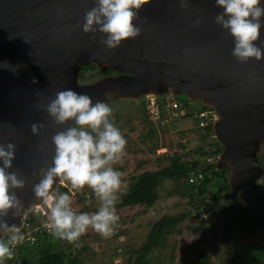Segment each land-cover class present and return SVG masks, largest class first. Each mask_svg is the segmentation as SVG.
<instances>
[{"label":"water","instance_id":"obj_1","mask_svg":"<svg viewBox=\"0 0 264 264\" xmlns=\"http://www.w3.org/2000/svg\"><path fill=\"white\" fill-rule=\"evenodd\" d=\"M93 6L94 0H0V144L16 145L11 171L25 180L14 191L26 213L13 218L10 210L0 219L21 229L42 204L32 185L51 162L52 135L68 126L53 123L44 106L66 88L93 102L182 95L213 111L212 134L222 149L215 168L229 172L227 194L253 191L264 174L257 158L264 144V58L240 63L231 55L232 37L213 19L221 11L215 0H188L184 8L179 0H148L134 22L140 35L115 49L99 43V32L79 27ZM89 64L115 75L81 85L80 69ZM33 123L43 125L37 135Z\"/></svg>","mask_w":264,"mask_h":264},{"label":"clouds","instance_id":"obj_2","mask_svg":"<svg viewBox=\"0 0 264 264\" xmlns=\"http://www.w3.org/2000/svg\"><path fill=\"white\" fill-rule=\"evenodd\" d=\"M147 2L94 0V6L85 12L79 27L85 34L99 32L102 35L99 43L115 49L123 41L140 35L141 29L134 22ZM179 5L187 7L188 0H179ZM215 6L221 11L214 16V22L232 37L231 55L240 63L264 58V40L260 39L264 0H215ZM199 23L197 19L194 26ZM44 107L53 123L68 125L52 135L51 162L39 169L38 182L32 185L33 196L48 206L45 227L53 237L70 244L78 241L89 227L104 238L110 237L120 219L115 205L122 184V173L112 165L121 161L127 144L111 119L112 108L102 100L93 102L89 95L71 88L57 92ZM42 127L33 123L30 131L37 135ZM15 153V144H0V218L10 210L13 218L22 219L26 214L14 191L25 187V180L11 171ZM64 182L70 185V191H79L85 186L90 189L99 202L97 210L91 214L78 213L72 207L69 192H57V187ZM23 239L20 226L0 219V264L13 259L14 248Z\"/></svg>","mask_w":264,"mask_h":264},{"label":"rangeland","instance_id":"obj_3","mask_svg":"<svg viewBox=\"0 0 264 264\" xmlns=\"http://www.w3.org/2000/svg\"><path fill=\"white\" fill-rule=\"evenodd\" d=\"M101 77L97 75L93 79L84 81H81L79 77L78 83L89 84ZM143 98L145 103L146 99ZM159 98L156 99L158 103L160 102L161 118L159 119H154L148 114L146 108L144 109L143 100H140L142 98L136 100L107 99L106 103L112 108V118H118L115 126L127 141L126 154L121 161L112 165L114 169L122 173V184L117 193L118 201L115 205L116 214L120 219L113 234L107 238L100 236L89 227L74 244L58 238L53 239L51 242L54 249L64 252L67 259L76 258L77 264H125L131 252L144 241L156 220L164 215L172 216L188 211L187 198L183 195L180 183L170 179H164L160 183L157 190L158 200L151 208L144 210V213L141 206H119L120 197L127 191L133 178L138 174L168 166L174 155L180 156L183 161L198 158V156H189L187 153L211 140L209 138L202 141L200 138L201 130L198 127L196 112L198 104L196 102L189 101L188 108L172 109L168 104L172 102L170 95H163ZM179 100L186 101L182 96H179ZM184 120L190 122L184 125ZM258 155H264V144L260 146ZM256 184L262 187L261 194L264 196V174ZM64 185L70 189L67 182H64ZM71 192L72 194H69L72 196V207L78 213L91 214L99 207L98 200L86 186L79 191L71 190ZM229 201L228 197L223 196V199L215 205L214 210L206 214V219L210 220L209 222L219 221L217 217L229 205ZM198 223V220L190 218L180 223L178 229H181L182 233L171 234L168 237L166 248L152 253V264H176L181 261L186 257L187 247L194 243L201 234L208 239L199 248L210 250L216 264H264V257H259L260 260L257 261L253 254L254 252L264 254L259 248L264 247V225L258 228L252 237H242L238 234L228 235L220 225L221 223L205 230ZM30 230L32 229H25L26 232ZM244 250L246 252L245 262L241 259V253ZM24 257L19 251H14L13 259L6 261L5 264H25L23 263Z\"/></svg>","mask_w":264,"mask_h":264},{"label":"trees","instance_id":"obj_4","mask_svg":"<svg viewBox=\"0 0 264 264\" xmlns=\"http://www.w3.org/2000/svg\"><path fill=\"white\" fill-rule=\"evenodd\" d=\"M112 74H114L112 71H107L101 75L94 65L89 64L81 67L80 80L93 79L97 75L110 76ZM182 97L186 100L185 102L179 100V96L171 97V101L178 103L181 109L188 108L189 100L184 96ZM140 100H143L145 109L144 98ZM158 105H160V102ZM196 109L197 113L200 110H207L199 104ZM111 119L114 124L118 121V118L111 117ZM200 138L202 141L209 138L211 140L202 143L199 147L187 153L189 156H198L199 159L194 158L183 161L180 156L174 155L168 166L138 174L133 178L127 191L120 197V207L141 206L144 213V210L151 208L158 200L157 190L160 183L164 179H170L180 183L189 208L187 212L172 216L164 215L156 220L145 236L144 241L136 250L131 252L125 264H152V253L166 248L168 237L171 234H181L182 231L178 229V226L187 218L198 220V225L203 230L221 223L223 230L230 236L238 234L242 237H252L255 231L264 225V196L261 194L262 187L257 184L252 192V198L245 206L240 208L229 201V205L217 217L219 221L209 222L210 220L206 219V214L214 210L215 205L223 199V196L229 190V172L227 169L216 170L215 168V162L222 149L213 138L211 124L201 130ZM257 158L259 165L264 170V155H258ZM198 174L202 176V179L195 183H189V179L196 177ZM57 192H66V190L58 187ZM41 221L42 218L39 215L30 211L25 217L23 227L20 229L21 233L23 234L26 228L32 229ZM210 237L214 239L213 236ZM6 238L5 235L4 239ZM53 239L55 237L51 234L36 235V241L33 244L24 242L18 245L14 251H19L21 255L25 256L23 258L25 264H77L78 260L76 258L67 259L64 252L54 249L51 242ZM207 239L204 234L198 236L196 241L185 250L186 257L176 264H216L210 250L199 248ZM259 248L264 253V247ZM245 253V250L241 253L243 262H245ZM253 254L257 261L264 257V254L260 255L261 253L254 252Z\"/></svg>","mask_w":264,"mask_h":264},{"label":"built area","instance_id":"obj_5","mask_svg":"<svg viewBox=\"0 0 264 264\" xmlns=\"http://www.w3.org/2000/svg\"><path fill=\"white\" fill-rule=\"evenodd\" d=\"M145 104H146V110L148 112V114L154 118V119H159L160 117V109H159V105L157 102V97L155 96H145ZM170 105V107L172 109H177L178 107H180V105L176 102H171L168 103ZM197 121H198V127L200 128V130H202L204 127H206L209 124H213L216 121V116L214 114L213 111L211 110H203V111H199L197 113ZM202 179V176L200 174H198L196 177H192L189 179V183H195L197 181H200ZM191 181V182H190ZM58 187L64 188L67 192H69L70 194H72V192L70 191L69 188H67L64 184L59 185ZM57 187V188H58ZM33 213L39 215L42 218V221L38 224L35 225L32 230L30 231H25L23 233L24 239L22 242L18 243L14 250L16 249V247L18 245L23 244L24 242H27L29 244H33L36 241V235H43V234H50V230L48 228L45 227V223H46V218H47V214H48V206L44 205L43 203L41 205L35 206L32 210Z\"/></svg>","mask_w":264,"mask_h":264},{"label":"flooded vegetation","instance_id":"obj_6","mask_svg":"<svg viewBox=\"0 0 264 264\" xmlns=\"http://www.w3.org/2000/svg\"><path fill=\"white\" fill-rule=\"evenodd\" d=\"M115 74H112L110 76H113ZM253 191H248V189L241 188L237 189L235 193L232 195L225 194L226 197L230 199V202H232L234 205L238 207H243L245 206L249 200L252 198V193Z\"/></svg>","mask_w":264,"mask_h":264},{"label":"crops","instance_id":"obj_7","mask_svg":"<svg viewBox=\"0 0 264 264\" xmlns=\"http://www.w3.org/2000/svg\"><path fill=\"white\" fill-rule=\"evenodd\" d=\"M189 122H190L189 120H188V121H187V120H184V121H183V124H184V125H187Z\"/></svg>","mask_w":264,"mask_h":264}]
</instances>
